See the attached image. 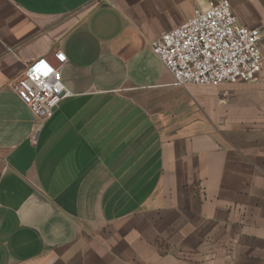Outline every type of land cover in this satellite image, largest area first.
Returning a JSON list of instances; mask_svg holds the SVG:
<instances>
[{
    "label": "crops",
    "instance_id": "0c3cea01",
    "mask_svg": "<svg viewBox=\"0 0 264 264\" xmlns=\"http://www.w3.org/2000/svg\"><path fill=\"white\" fill-rule=\"evenodd\" d=\"M207 1L0 0V264H264V0H229L257 82L177 85L151 47ZM57 49L40 121L10 83Z\"/></svg>",
    "mask_w": 264,
    "mask_h": 264
},
{
    "label": "built area",
    "instance_id": "2783aa9c",
    "mask_svg": "<svg viewBox=\"0 0 264 264\" xmlns=\"http://www.w3.org/2000/svg\"><path fill=\"white\" fill-rule=\"evenodd\" d=\"M262 33L242 24L229 0H208L175 28L152 42V51L172 74L174 84L217 86L223 82H257L263 65ZM62 57V58H61ZM67 61L60 49L53 58L38 56L25 64L10 83L38 120L50 118L61 100L71 95L59 78Z\"/></svg>",
    "mask_w": 264,
    "mask_h": 264
},
{
    "label": "rangeland",
    "instance_id": "374dc122",
    "mask_svg": "<svg viewBox=\"0 0 264 264\" xmlns=\"http://www.w3.org/2000/svg\"><path fill=\"white\" fill-rule=\"evenodd\" d=\"M224 93V92H223Z\"/></svg>",
    "mask_w": 264,
    "mask_h": 264
},
{
    "label": "snow or ice",
    "instance_id": "6c2138e0",
    "mask_svg": "<svg viewBox=\"0 0 264 264\" xmlns=\"http://www.w3.org/2000/svg\"><path fill=\"white\" fill-rule=\"evenodd\" d=\"M62 58V57H61Z\"/></svg>",
    "mask_w": 264,
    "mask_h": 264
}]
</instances>
